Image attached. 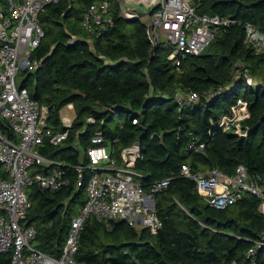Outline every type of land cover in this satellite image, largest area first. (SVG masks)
I'll return each mask as SVG.
<instances>
[{"label":"trees","instance_id":"1","mask_svg":"<svg viewBox=\"0 0 264 264\" xmlns=\"http://www.w3.org/2000/svg\"><path fill=\"white\" fill-rule=\"evenodd\" d=\"M93 1L59 0L40 14L45 34L32 57L44 65L27 73L23 86L50 107L48 124L54 131H68V137L57 145L46 139L40 153L53 163H36L32 172L60 171L67 184L55 190L39 184L26 187L31 207L24 223L37 230L32 244L50 255L63 251L71 223L88 199L92 171H80L79 166L88 165L87 149L101 131L115 148L140 141L142 156L135 168L143 174L148 192L157 182L170 181L155 192L163 225L152 234L126 221L108 224L91 216L81 233L78 260L253 264L247 254L264 232L261 199L245 193L226 208L213 207L182 169L188 165L192 172H202L216 167L235 175L244 165L251 176L264 177V51L255 53L245 29L252 23L264 32V0H193L199 14L238 21L220 28L200 54L181 56L179 67L168 57L171 48L161 44L153 52L140 19L115 13L113 25L87 31L83 19ZM191 92L198 94L196 101L185 99ZM181 95L184 100H179ZM240 99L248 103L250 113L240 121L246 135L235 133V125L226 130L220 124ZM68 104H74L76 113L66 128L61 111ZM88 117L95 121L88 122ZM0 131L14 137L1 118ZM8 177L0 162V179ZM255 261L264 264V245L257 247ZM0 264H11V255L0 253Z\"/></svg>","mask_w":264,"mask_h":264},{"label":"built area","instance_id":"2","mask_svg":"<svg viewBox=\"0 0 264 264\" xmlns=\"http://www.w3.org/2000/svg\"><path fill=\"white\" fill-rule=\"evenodd\" d=\"M59 0H3L0 2V118L7 121L14 137L0 131V162L9 177L0 179V253L11 255V264H86L76 258L85 222L91 216L110 224L126 221L138 229L147 228L156 234L163 223L156 209L155 192L169 184V180L157 182L148 192L135 166L142 156V145L137 141L131 146L115 148L99 131L87 149L88 165L92 175L87 185L88 199L73 219L63 251L50 255L32 244L37 235L34 226L24 223L31 201L26 187L39 184L45 189H60L67 182L60 171L51 174L32 172L36 163H53L40 153L46 139L57 145L68 137V131L55 132L48 124L50 107L40 104L23 86L27 73H34L44 65L33 58V51L44 36L40 14L45 7ZM150 9L141 13L140 6ZM118 13L125 19L148 18L146 31L153 48L164 45L171 48L168 57L178 67L181 56L198 55L216 38L220 28L238 20L232 16L199 14L193 0H94L84 15L83 26L91 33L108 28ZM246 42L256 54L264 51V32L247 23ZM249 83L254 79L247 75ZM185 97L179 100H184ZM196 101L198 94L186 97ZM74 108V104H68ZM64 109V108H63ZM61 111L62 124L69 128L74 117ZM113 111H115L113 109ZM248 103L239 100L232 113L225 115L220 124L235 133L246 135L240 121L249 117ZM94 122V117H88ZM204 145H202L203 147ZM182 172L194 179L199 194L216 208H226L239 201L245 193H254L261 201L260 212L264 215V177L251 176L244 165L235 175H228L219 168L192 172L184 165ZM83 178V176L81 175ZM82 185V179L78 186ZM264 245V232L257 247ZM257 247L249 250L247 257L256 264ZM229 264H236L235 262Z\"/></svg>","mask_w":264,"mask_h":264},{"label":"rangeland","instance_id":"3","mask_svg":"<svg viewBox=\"0 0 264 264\" xmlns=\"http://www.w3.org/2000/svg\"><path fill=\"white\" fill-rule=\"evenodd\" d=\"M138 9H139V11L141 12V13H149L150 12V9L148 8V7H145V6H140V7H138ZM148 18L146 17V18H144L143 19V22L144 23H147L148 22ZM185 95H181V96H179L180 98H182V97H184ZM63 113H67V114H69V115H71L72 117L75 115V111L74 110H71L70 108H64L63 109Z\"/></svg>","mask_w":264,"mask_h":264},{"label":"crops","instance_id":"4","mask_svg":"<svg viewBox=\"0 0 264 264\" xmlns=\"http://www.w3.org/2000/svg\"><path fill=\"white\" fill-rule=\"evenodd\" d=\"M69 108V106H66L65 108ZM71 110H74L75 111V108H71ZM76 113V112H75ZM71 116V115H70ZM75 118V115L73 116Z\"/></svg>","mask_w":264,"mask_h":264},{"label":"water","instance_id":"5","mask_svg":"<svg viewBox=\"0 0 264 264\" xmlns=\"http://www.w3.org/2000/svg\"><path fill=\"white\" fill-rule=\"evenodd\" d=\"M155 51H156V47L153 48V52H155Z\"/></svg>","mask_w":264,"mask_h":264}]
</instances>
